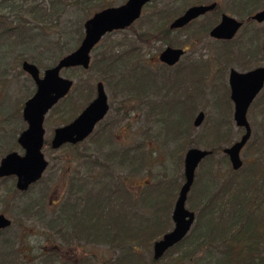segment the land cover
I'll use <instances>...</instances> for the list:
<instances>
[{"label": "rangeland", "instance_id": "rangeland-1", "mask_svg": "<svg viewBox=\"0 0 264 264\" xmlns=\"http://www.w3.org/2000/svg\"><path fill=\"white\" fill-rule=\"evenodd\" d=\"M50 1L0 0V20L7 24L17 25V21H20L31 5L41 6V8L46 6L49 9ZM127 1L113 0V7L122 6ZM215 3L218 4L220 13L246 23L245 28L238 34L234 44L230 46L231 51L225 54L224 57L223 54L227 53L226 47L221 43L213 42L208 36L200 37L197 35L201 29L199 25H205L207 18L216 20L217 16L210 14L207 18L201 19L199 25H195L190 30V35L188 33L176 34L170 39L171 44L189 49L179 66L172 70L162 66L159 63V54L166 46L160 43L152 44V48L146 46L141 50L139 61L131 62V67L126 69L124 73L122 72L123 74L121 73L124 81L120 89L110 87L109 90L105 85L110 101V114L95 131V139L86 141L78 149V154L85 152L86 157H97L95 160L102 162L108 156H112L114 152L122 153L127 151L128 148L142 144L145 140L148 146L153 143V147L157 148L156 151L158 152H156L149 163L150 166L147 167L141 177L130 179L129 190L131 192L135 193L138 190L136 186L154 184L163 176H172L174 172L178 171L177 163L171 158V152L175 148L177 150L178 147L186 145L187 149L190 147L189 144L195 143L192 145L195 147L192 148L206 150L208 145V139L206 138L212 129H215L211 133L214 137L216 134H220V137L224 136L223 139L225 140L221 143L222 150L231 147L243 137L244 130L242 131L236 127L233 117L235 106L231 101L228 85L229 71L234 69L238 72H244V70L251 71V69L264 67V45H259L258 48L254 47L257 42H264V23L257 24L250 19L255 14L264 11V0H160L153 8L151 7L152 9L144 11L142 21L137 23L135 29L147 32L151 27L149 26L150 23H147L152 13L156 15V25L160 26L161 21L171 23L173 19L182 16L185 10L193 6ZM102 5L94 9L87 8L82 12L71 7L65 8L63 13L59 7L56 6L55 9L62 13V27H71L74 24L76 26L77 23L82 21V29L84 30L85 22L95 16L97 12L102 11ZM160 15L161 18L158 17ZM31 26H35V24L31 23ZM74 31L75 29H73ZM33 34L40 35L41 33L37 30ZM256 35L259 36L257 40L255 39ZM71 37V39L64 42H67L68 46L73 48L76 37ZM44 38L51 42L47 44V49L51 51L45 49L46 40ZM38 39L42 40L26 42V45L18 43L14 46L13 44V48L9 47L10 44L6 47L7 42H0V58H3L0 69L1 66L8 68L7 83L0 84V104L6 100L7 105L5 106L9 112L14 109L15 105H22L18 120L8 115V118L2 119L3 123H1L0 117V154L3 155V158L10 153L23 154L22 150L17 147L21 131L27 129L22 113L25 107L24 104L34 97L36 91L35 83L22 70L23 62L27 61L32 65H36L43 76L45 70L55 67L62 59L56 60L59 54L57 49H53L51 45H54L57 39L54 33ZM132 41L135 43L136 37L130 31L110 35L97 46V49L91 55L93 70L84 71L76 68L62 73L64 79L74 82V87L67 100L62 102L56 111L47 118L45 124L46 140L51 141L57 128L65 126L76 119L96 97L95 88L100 81L103 82L101 80L103 77L102 70L98 64L102 59L100 57L110 51L111 48H115L117 55L124 54L128 51L127 47L132 46ZM139 66L144 69H142V72ZM2 73L0 71L1 75ZM137 76L142 79V83L140 82L141 89L143 82H146L144 88L147 91L144 92L142 89L141 93H134L137 88L135 84ZM149 79H151L150 82ZM116 82H114V85L118 86ZM150 83L152 85L148 87L147 85ZM88 91H92L91 96H88V93L86 94ZM81 94H84L82 98ZM165 103L167 104L163 106ZM200 113L205 114V122L199 128H195L194 123ZM248 118L254 134L259 129L262 122L261 118L256 115V110L254 111L253 107L249 111ZM167 120L171 125L183 124L188 129L187 134H183V130L179 132L181 134H178L180 138L178 137L177 143L171 138L168 139L167 134L162 131V129H165L163 125L166 124ZM253 134L251 143L254 139ZM98 135L101 137L100 139H98ZM169 135L171 137L172 133ZM243 150L241 160H243L244 167H247L251 161H254L252 159H255L256 156L253 157L248 153L246 147ZM71 154H74L72 150L62 149L55 152L48 147V150L44 153L49 162L48 171L44 175L43 181L28 193L21 194L20 192L15 196H9L8 194L13 187L16 192H19L16 190V181L9 179L6 182H0V215L6 216L13 225V228L3 231L1 236L5 238L3 241L16 240L15 247H17L18 252L20 251L21 255L19 257L23 259L24 264H47L46 261L50 262L49 264H80L88 255L97 256L96 258L100 261H107V258H109L113 262L117 257L107 247L77 245V247L70 248L62 244L60 238H58L57 232L60 230L61 225L55 223V221L63 205L64 199L62 201V197L68 193L70 187L67 186L65 180L70 183V177L76 176L75 170H71L64 175H62V171L65 169L66 162H70V159L74 162V168L83 164L76 161ZM186 154L187 150L181 160L182 172L184 171ZM157 155L159 156L157 157ZM225 157L222 152L216 159L221 162ZM90 158L88 159L90 160ZM2 159H0V162ZM88 159H86V165ZM88 168H86V172L81 168L80 172L83 178H86V175L89 174L87 173ZM229 168L231 169V166ZM46 195V202L50 209L41 211L44 208L41 207L39 212H29L27 214L26 208L28 205L39 204ZM71 201L72 203L75 202V197ZM187 206L191 210L190 204H187ZM41 248H44L45 255L40 257L42 250L39 249ZM2 250L3 247L0 245V251ZM23 250L26 251V254ZM57 250L61 252L59 261L50 258V255ZM151 252L154 256L153 247ZM117 254L121 255L119 252Z\"/></svg>", "mask_w": 264, "mask_h": 264}, {"label": "trees", "instance_id": "trees-1", "mask_svg": "<svg viewBox=\"0 0 264 264\" xmlns=\"http://www.w3.org/2000/svg\"><path fill=\"white\" fill-rule=\"evenodd\" d=\"M159 1L152 3L145 10L152 9ZM50 2L49 9L46 6L41 8V6L31 5L20 21H17V25L0 20V42H7L6 47L10 44L9 47L13 48L18 43L26 45L28 42H38L43 39L38 38L54 33L57 39L54 45H51L53 49H57L59 55L56 60H59L66 54L75 52L84 39L82 21L76 26L75 24L71 27L61 26L63 10L71 7L82 12L87 8L94 9L101 6L102 3L101 10H105L114 5L113 0H51ZM56 6L62 13L55 9ZM155 16L154 13L151 14L147 23H150L151 27L147 32H142L141 37L133 27L130 29L136 37V42L132 41V46L129 44L130 48L127 47V52L117 55L115 48H111L100 57L102 59L98 64L103 75L101 80L109 90L110 87L121 88L124 81L122 74L131 67V62L139 61V53L143 48L146 46L152 48V44L156 43L173 45L170 43L171 40L163 37L164 25H156ZM158 17L161 18V15ZM31 23L35 26L30 27ZM73 29H75L74 32ZM37 30L41 33L40 35L33 34ZM71 36L76 37L73 48L64 42L71 39ZM258 38L259 36L256 35L255 39ZM44 39L46 40L44 46L47 49V44L51 42ZM259 45H264V42L259 41L254 47L258 48ZM2 60L3 58H0V64L3 63ZM139 69L142 72L143 68L139 66ZM90 70H93L92 64ZM0 71L3 72L2 75L0 74V84L7 83L8 68L1 66ZM151 79L148 81L150 82ZM114 82L118 86L114 85ZM140 82L142 83V79L137 76L135 83L137 88L134 93L142 92L146 82H143L142 89ZM151 85L152 83L147 86ZM88 92H90L88 96H91L92 91ZM5 101L0 104L1 123H3L2 119L8 118V115L18 120L22 105H15L9 112L6 110L7 102ZM252 106L262 121L259 129L253 134V142L246 146L248 153L253 157L256 156L252 159L254 161L235 172L232 167L229 168L231 164L227 157L221 162L216 159L224 151L221 149V143L225 140L224 136L220 137V134H216L214 137L211 133L215 129L210 130L207 138L204 136L208 139L205 151L213 152V154L203 161L196 172L195 185L187 203L191 206L190 211L196 214V223L190 235L181 244L172 248L160 261L153 259L151 248L172 230L174 206L185 182L184 171H181V160L186 150L188 153L190 148L195 149L192 148L195 147L192 146L195 143L189 144L190 147L187 149L186 145H183L184 148L178 147L171 152V158L177 163L178 171L172 176H163L154 184L136 186L138 190L135 193L129 190L130 179L141 177L150 166V161L158 152L157 148L153 147V143L148 146L145 140L142 144L128 148L122 153L114 152L102 162L95 160L97 157H86L85 152L78 154V149L85 142L76 147L65 148L72 150L74 154L71 156L83 164L74 168V162L70 159L62 171L64 175L75 170L76 175L73 178L70 177V183L65 180L70 187L68 193L62 197V201L64 199L65 202L63 201L59 210L60 214L55 221L61 225L57 234L62 244L70 248L77 245L107 247L117 255L113 262L109 258L107 261H100L96 258L97 256L88 255L80 264H264V91ZM165 123L163 125L165 129L162 131L174 142L178 137L180 138L178 134H181L179 133L181 130L183 134L188 133L186 125L174 126L169 124L168 120ZM94 136H91L88 141H91ZM98 137V139L101 138L99 135ZM2 158L3 155L0 154V159ZM86 159H88L87 165ZM85 167H89L87 179L83 178L80 172L81 168L86 172ZM6 180L9 179L2 182ZM37 185L31 187L29 191ZM130 186L134 189L132 185ZM17 194L20 192H16L13 187L8 195ZM74 197L76 201L72 203L71 199ZM46 199L47 195L39 204L28 205L27 214L39 212L41 207H44L41 211L49 210ZM1 235L2 232H0V245L3 250L0 251V264H24L23 259L19 257L20 251L18 252L15 247L16 240L3 241L5 238ZM39 250H42L40 257L44 256V248ZM23 252L26 254V251L23 250ZM60 254L61 252L57 250L50 255V258L59 261ZM175 255L177 257H174ZM46 263L50 262L46 261Z\"/></svg>", "mask_w": 264, "mask_h": 264}, {"label": "water", "instance_id": "water-1", "mask_svg": "<svg viewBox=\"0 0 264 264\" xmlns=\"http://www.w3.org/2000/svg\"><path fill=\"white\" fill-rule=\"evenodd\" d=\"M152 0H128V3L117 8H107L97 12L95 16L85 23L84 40L75 52L66 55L55 67L45 70L43 76L36 65L23 63L22 70L30 76L36 85L34 97L24 105L23 119L28 128L19 136V146L23 154L18 152L6 155L0 162V181L6 178H15L16 190L28 193V190L37 185L48 171L49 162L44 156L45 130L44 123L47 114L67 98L74 87V82L64 79L62 73L69 69L81 68L89 70L93 51L108 33L126 30L139 21L143 9ZM216 5L196 6L187 11L182 18L176 20L171 29H183L206 13L214 11ZM253 21L257 24L264 23V11L254 15ZM222 23L211 34L214 39L231 40L237 35L242 23L234 18L224 16ZM160 61L163 64L174 67L185 55L179 49H166L161 54ZM229 78L230 96L234 108V121L239 129L245 133L240 141L231 147L224 149V155L230 161L235 172L243 168L241 155L243 149L251 141L253 129L250 126L248 113L253 103L262 95L264 90V67L251 70L249 73H237L231 71ZM97 98L82 112V114L68 126L60 127L54 133L51 147L58 151L63 146H77L88 140L101 121L109 114V101L107 100L104 85L99 83ZM195 128H199L205 122L204 113L196 118ZM213 152L205 150L189 149L184 159L185 182L180 190L179 198L172 214L173 230L164 235L153 246L155 261H160L172 248L181 244L192 232L197 217L188 209L187 203L197 175V170L203 161ZM12 227V222L6 216L0 215V232Z\"/></svg>", "mask_w": 264, "mask_h": 264}, {"label": "flooded vegetation", "instance_id": "flooded-vegetation-1", "mask_svg": "<svg viewBox=\"0 0 264 264\" xmlns=\"http://www.w3.org/2000/svg\"><path fill=\"white\" fill-rule=\"evenodd\" d=\"M157 0H152V2L148 5V6H150L153 2H156ZM127 3H128V1H127ZM126 3V4H127ZM125 5V4H124ZM212 5H216V7H215V10L214 11H211V12H208V13H206L204 16H201V17H199V18H197V19H194V21L193 22H191V23H189L188 25H186V26H184L183 27V29H171V27H172V25H173V23L176 21V20H178V19H180V18H182L183 17V15L187 12V11H189V9H191V8H189V9H187V10H185V12L183 13V15L182 16H179V17H177V18H175V19H173L172 20V22L171 23H163L162 21H161V23H160V25H164V30H165V34H164V32H163V37H166L167 38V40H170V39H172V37H173V35H176V34H184V33H188L189 35H190V30L191 29H193V27L196 25H199V23H200V20L201 19H205V18H207V16L208 15H210V14H214L215 16H217L216 17V20H209L208 18L206 19V20H208V21H206L205 20V22L206 23H204L205 25H199V26H201V29H200V31H198V33H197V35L198 36H200V37H206V36H208L213 42H218L219 44L221 43L224 47H226L227 48V53H224L223 54V57L225 56V54H228L229 53V51H231L230 50V46H232L233 44H234V42H235V40H236V38L238 37V34H240V32H242L243 31V29L245 28V25H246V23H245V21H239L238 19H236L237 21H239V22H241L242 23V27L239 29V31H238V33H237V35H235V37L233 38V39H231V40H221V39H214V38H212V36H211V34L214 32V30L218 27V26H220L221 25V23H222V18L224 17V16H228V17H230L229 15H225L224 13H220V9H218V4L217 3H215V4H211V5H204V6H212ZM123 6V5H122ZM148 6H146L144 9H143V14H142V16H141V18L143 17V15H144V11H145V9L148 7ZM200 6H202V5H200ZM118 7V6H117ZM117 7H115V8H117ZM193 7H196V6H193ZM192 7V8H193ZM112 8V7H111ZM107 9V8H106ZM105 9V10H106ZM103 11V10H102ZM256 15V14H255ZM253 17V16H252ZM252 17H250V19H251V21L252 22H254L253 21V18ZM140 18V20L139 21H137V22H135L134 23V25L133 26H131V27H129V29H126V30H119L118 32H113V33H108V35H106V37L104 38V39H106V38H108L110 35H114V34H118V33H122V32H124V31H130V29L133 27L134 29L136 28V26H137V23L139 22H141L142 21V19ZM230 18H232V17H230ZM164 19V18H163ZM155 20V19H154ZM88 21V20H87ZM86 21V22H87ZM85 22V23H86ZM85 25V24H84ZM135 31L136 32H138L137 34H138V36L139 37H141L143 34H142V30L140 29V30H136L135 29ZM161 31V30H160ZM84 33H85V26H84ZM85 38V37H84ZM103 39V40H104ZM84 40V39H83ZM82 40V41H83ZM102 40V41H103ZM101 41V42H102ZM100 42V43H101ZM82 43V42H81ZM217 43V44H218ZM99 45V44H98ZM97 45V46H98ZM80 46V45H79ZM78 46V47H79ZM164 46H166V48L159 54L160 56H159V63L162 65V66H165L168 70H172V69H174V68H176L177 66H179V64H180V62L185 58V56L187 55L186 53H187V51L189 50L188 48H180V47H178V46H176V45H167V44H164ZM78 47H77V49H78ZM179 49V50H182L183 52H184V56L182 57V59L176 64V65H174V67H171V66H168V65H166V64H162L161 63V61H160V58H161V54L166 50V49ZM97 49V48H96ZM95 49V50H96ZM94 50V51H95ZM140 55H141V53H140ZM23 63H25V62H23ZM91 64H92V61H91ZM91 64H90V66H91ZM79 69H81V68H79ZM83 70V69H82ZM89 70H90V67H89ZM248 70V69H247ZM251 70H254V69H251ZM85 71V70H84ZM88 71V70H87ZM231 71H235V72H237V73H249V72H251V71H246V70H244V72H238V71H236V70H234V69H231L230 71H229V78H230V73H231ZM30 77V76H29ZM33 82V81H32ZM99 83H102L103 85H104V89H105V84H104V82H102V81H100ZM99 83L97 84V86H96V88H95V91H96V97L94 98V100L97 98V94H98V91H97V87H98V85H99ZM145 85L146 84H144V87H145ZM228 85H229V80H228ZM36 86V85H35ZM73 89V88H72ZM143 89H145V88H143ZM229 89H230V85H229ZM72 91V90H71ZM144 91H147V89H145ZM72 93V92H71ZM70 93V94H71ZM90 92H88V94H89ZM230 93H231V91H230ZM69 94V95H70ZM106 94H107V92H106ZM69 95L67 96V98L69 97ZM67 98H65L64 100H62V101H60L59 102V104H57L56 105V107L54 108V109H52L47 115V117H46V120H45V123H44V130H45V144H44V151H43V153H45V151H47L48 150V147L51 149V150H53V148L51 147V145H52V142H53V139H54V134H53V138H52V140L51 141H48V140H46V126H45V124H46V121H47V118L53 113V112H55L56 111V109H57V107L62 103V102H64V101H66L67 100ZM81 98H82V95H81ZM93 100V101H94ZM107 100L109 101V97H108V95H107ZM92 101V102H93ZM91 102V103H92ZM90 103V104H91ZM89 104V105H90ZM109 107H110V101H109ZM253 107V106H252ZM87 108V107H86ZM85 108V109H86ZM84 109V110H85ZM110 109H111V107H110ZM83 110V111H84ZM82 111V112H83ZM82 112H81V114H82ZM80 114V115H81ZM109 114H110V110H109ZM108 114V115H109ZM79 115V116H80ZM107 115V116H108ZM205 115V114H204ZM78 116V117H79ZM77 117V118H78ZM76 118V119H77ZM107 118V117H106ZM105 118V119H106ZM76 119H74V120H76ZM104 119V120H105ZM73 120V121H74ZM103 120V121H104ZM197 120V119H196ZM23 121H24V119H23ZM73 121H71V122H73ZM103 121H101V124H102V122ZM25 122V121H24ZM71 122H69L68 124H70ZM196 122V121H195ZM26 124V123H25ZM68 124H66L65 126H68ZM101 124H99L98 126H97V128L99 127V126H101ZM195 124V123H194ZM65 126H61V127H65ZM26 127L28 128V126H27V124H26ZM60 128V127H59ZM97 128L95 129V131L97 130ZM58 129V128H57ZM56 129V130H57ZM26 130V129H25ZM56 130L54 131V133L56 132ZM95 131H94V133H95ZM25 132V131H24ZM24 132H22V133H24ZM21 133V134H22ZM94 133H93V135H94ZM20 134V135H21ZM92 135V136H93ZM91 137V136H90ZM90 139V138H89ZM88 139V140H89ZM88 140H86V141H88ZM18 141H19V137H18ZM18 141H17V147H18V149H20V146H19V143H18ZM86 141H84V142H86ZM83 142V143H84ZM80 144H82V143H80ZM69 146H72V145H66V146H63L61 149H59L58 151H60V150H62V149H65V148H68ZM78 146V145H77ZM74 147H76V146H74ZM20 150H22V149H20ZM53 151H55V150H53ZM56 152V151H55ZM45 156V155H44ZM47 160V159H46ZM49 167V166H48ZM46 174V173H45ZM44 177V176H43ZM6 179H13L14 181H16V179L15 178H6ZM43 179V178H42ZM41 179V180H42ZM4 181V180H3ZM16 183H17V181H16Z\"/></svg>", "mask_w": 264, "mask_h": 264}]
</instances>
